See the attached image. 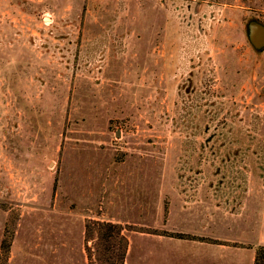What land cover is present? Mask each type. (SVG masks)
Here are the masks:
<instances>
[{"label": "rangeland", "instance_id": "rangeland-1", "mask_svg": "<svg viewBox=\"0 0 264 264\" xmlns=\"http://www.w3.org/2000/svg\"><path fill=\"white\" fill-rule=\"evenodd\" d=\"M254 25L264 0H0V264H106L94 239L85 255L89 220L120 225L127 264H189L162 233L252 243ZM237 246L204 262L252 264Z\"/></svg>", "mask_w": 264, "mask_h": 264}, {"label": "trees", "instance_id": "trees-1", "mask_svg": "<svg viewBox=\"0 0 264 264\" xmlns=\"http://www.w3.org/2000/svg\"><path fill=\"white\" fill-rule=\"evenodd\" d=\"M142 233V232H141ZM94 234V235H93ZM84 235L87 238L84 251L88 259L89 247L87 242L96 240L103 251L108 256L103 259H94L95 262L103 261L106 264H123L125 253L127 250V239L122 235V228L118 224H113L110 222H99L89 220L87 225L84 227ZM162 236L180 240H192L198 242H205L211 244H220L212 240H205L203 238H198L194 236H189L186 234H169L162 233ZM235 246V245H233ZM9 243L6 240L0 241V260L6 258L8 252ZM94 249V248H93ZM252 264H264V246H259L254 250Z\"/></svg>", "mask_w": 264, "mask_h": 264}, {"label": "crops", "instance_id": "crops-1", "mask_svg": "<svg viewBox=\"0 0 264 264\" xmlns=\"http://www.w3.org/2000/svg\"><path fill=\"white\" fill-rule=\"evenodd\" d=\"M249 190L251 191L250 184H249ZM261 208L262 209H261V213L259 216L258 225H256L255 223L252 224L251 222L248 224V234H249V236L252 234L254 236V241L252 243L246 242L245 240H212V241H215L217 243L224 244V245H220V244H211V243L198 242V241H192V240H180V239H174V238H168V237L165 238V237H159V236L158 237L156 236V237L159 240H163V241H164V239H166V240L178 241V242L182 243V245H184L186 248H188L186 258L189 259V264H206V262H204L205 261L204 260V258H205L204 253H205V251L210 249L209 247H215L221 251L222 249H225V248L231 249V250L243 249V248H239L238 246L233 247L232 245H235V244L254 246V248L258 247V246H264V183H263V187H262V207ZM185 234H186V232H185ZM187 234H189V233H187ZM192 234H191V236L205 239V237L202 234V231H199L197 233H192ZM127 242H128L127 250L125 253L123 264H127V257L131 253L130 240H127ZM225 243L229 244V245H225ZM228 246H230V247H228ZM138 256H139V254H138ZM252 260H253V256H252Z\"/></svg>", "mask_w": 264, "mask_h": 264}, {"label": "water", "instance_id": "water-1", "mask_svg": "<svg viewBox=\"0 0 264 264\" xmlns=\"http://www.w3.org/2000/svg\"><path fill=\"white\" fill-rule=\"evenodd\" d=\"M250 39L251 42L256 45L260 46L264 43V27L260 25H254L250 29Z\"/></svg>", "mask_w": 264, "mask_h": 264}]
</instances>
